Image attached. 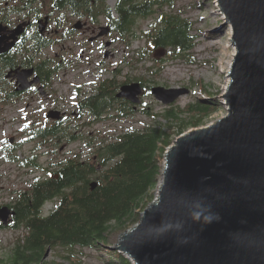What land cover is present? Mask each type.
Returning <instances> with one entry per match:
<instances>
[{
    "label": "trees",
    "instance_id": "1",
    "mask_svg": "<svg viewBox=\"0 0 264 264\" xmlns=\"http://www.w3.org/2000/svg\"><path fill=\"white\" fill-rule=\"evenodd\" d=\"M107 1L50 0L48 16L52 23L57 16V26L66 23L67 16L62 13L67 12L94 25H99L104 18L113 34L129 43L141 38L148 49L167 50L170 58H185L196 48L194 24L177 11L183 0H118L115 10L107 5ZM5 2L10 0H0V24H9L7 20L11 15L30 14L35 20L41 19L48 6L47 0H18L17 5L10 8L5 7ZM152 18L155 24L147 31L140 30L141 22ZM67 33L72 35L74 29ZM59 43V40L33 29L16 49L0 58V104L17 101L18 94L6 78L9 70L33 67L45 84L52 83L62 65L41 57L47 49ZM128 83L131 81L124 84ZM117 91L118 86L113 80L104 81L91 93L79 98L78 118L67 117L46 124L36 119L26 126L23 143L35 144L34 156L20 160L15 153L1 150L6 153L4 159L8 163H18L30 171L42 169L38 153L43 147L82 141L91 152L86 159L83 154H78L58 165L52 164L57 168L49 170L45 179H38L30 188L15 192L11 205L16 215L8 228L21 231L23 237L18 238L10 264H52L44 257L48 250L59 248L69 250L68 259H73L76 248L100 249L102 244H107L111 233L129 230L155 200L152 192L162 176L165 154L187 128L180 115L191 112V124L200 125L215 111L202 103L190 104L183 110L167 109L166 119L182 121L174 133L156 123L143 131L127 130L119 136L84 135L82 128L134 114L135 108L130 102L117 99ZM154 116L155 119L160 117ZM85 117L87 122H83ZM169 127L172 128V124ZM95 182L97 188L93 190ZM50 203L53 207L46 214L45 206ZM8 228L0 227L1 230ZM109 254L108 264H132L121 253L112 251Z\"/></svg>",
    "mask_w": 264,
    "mask_h": 264
},
{
    "label": "water",
    "instance_id": "2",
    "mask_svg": "<svg viewBox=\"0 0 264 264\" xmlns=\"http://www.w3.org/2000/svg\"><path fill=\"white\" fill-rule=\"evenodd\" d=\"M218 3L226 25L233 28L237 50L231 83L222 95L228 115L182 134L168 148L158 197L112 248L133 264H264V0ZM31 25L25 21L11 29L0 24V58L22 42ZM49 25L50 17L40 20L39 32L44 34ZM83 28L82 22L75 25ZM103 31L100 36L111 30ZM35 74V68L19 67L7 79L23 93L41 85ZM39 92L48 96L43 86ZM141 93L140 85H125L117 97L139 104ZM187 93L152 90L166 106ZM63 117L59 111L48 114L53 121ZM15 215L9 207L1 208L3 226Z\"/></svg>",
    "mask_w": 264,
    "mask_h": 264
},
{
    "label": "rangeland",
    "instance_id": "3",
    "mask_svg": "<svg viewBox=\"0 0 264 264\" xmlns=\"http://www.w3.org/2000/svg\"><path fill=\"white\" fill-rule=\"evenodd\" d=\"M113 1L108 0L107 5L114 10L118 0L116 3L114 1V5ZM47 2L44 16L49 15L51 10L50 0ZM17 3L18 0L12 3V6ZM177 11L194 24L193 35L197 38L196 48L189 53V56L178 59L170 58L167 50L148 49L147 43L141 38H136L129 43L113 32L100 36L104 28H109L104 18L99 25H94L86 19L74 18L67 12L62 13L67 16L64 19L66 23L57 26L56 16L54 22L50 24L47 36L59 40L60 43L47 49L41 57L62 65V70L49 85L51 96L44 98L40 97L41 95H28L12 104H0V208L13 204L15 192L30 188L36 180L45 179L49 175V170H56L57 166L52 167V164L58 165L78 154H83L84 159L91 156L89 148L82 141L70 145L62 143L43 147L38 153L42 169L30 171L21 168L18 163H8L4 159L6 153L1 150L15 153L20 160L34 156L35 144L23 143L24 128L33 124L36 119L43 124L52 123L53 121L47 119L48 112L52 110L66 112L71 119L78 118L79 98L91 93L104 81L113 80L118 86L117 93L121 92L125 85H140L142 93L138 96L139 104L130 103L136 109L128 118L111 119L82 128L81 132L84 135H98L100 138L119 136L127 130L143 131L149 126H155L156 123L162 124L169 132L174 133L182 121L166 119V110L171 107L183 110L190 104L197 103L209 105L215 111L209 117H205L200 125L191 124L193 121L191 112L182 113L180 118L187 125L184 133L212 125L228 115V108L222 101V95L225 94L224 86L228 79L226 63L231 60L234 62L235 58L233 57L236 49L232 42L233 28L231 25H226V17L221 13L218 0H183L179 2ZM27 20L36 21L30 14L11 15L7 20L9 24H5L13 28ZM79 22L88 24L86 28L78 31L74 29V26ZM154 24L155 20L152 18L141 22L139 28L147 31ZM37 28L38 26H35L33 29ZM72 28L74 33L69 35L67 32ZM33 29H30L27 34H31ZM128 81L131 83L124 84ZM154 88L185 90L188 93L166 106L154 97L152 94ZM162 96L163 98L172 97L168 94ZM154 114L160 117L155 119ZM83 122H87V117ZM171 124L172 128L169 127ZM11 140H14L13 144ZM162 182L163 175L152 192L155 199L158 197ZM52 207V204H47L45 212H49ZM126 232L111 233L107 244H102L100 249L76 248L72 257L74 260L68 259L71 255L70 251L63 248L48 250L44 260L52 264H108V259L111 257L109 252L113 251L112 248L117 246L121 236ZM22 237L21 231L0 229V264H10L9 259L18 238Z\"/></svg>",
    "mask_w": 264,
    "mask_h": 264
},
{
    "label": "flooded vegetation",
    "instance_id": "4",
    "mask_svg": "<svg viewBox=\"0 0 264 264\" xmlns=\"http://www.w3.org/2000/svg\"><path fill=\"white\" fill-rule=\"evenodd\" d=\"M15 1H17V0H10V2H5V7L6 8H10V7H12V3H14ZM39 20H41V19H38V20H36V21H32V23H33V25L31 26V28L30 29H33L35 26H38V22H39ZM88 22L90 23V21L88 20ZM88 24V23H87ZM18 25V24H17ZM16 25V26H17ZM8 26V25H7ZM15 26V27H16ZM87 26V25H86ZM86 26H85V28H86ZM11 28V27H10ZM14 28V27H13ZM29 29V30H30ZM49 30V29H48ZM49 34V32L47 31L46 32V34H44L43 36H47ZM27 32H26V34L22 37V40L25 38V37H27ZM37 75H39L38 73H36ZM40 76V75H39ZM41 77V76H40ZM42 79V78H41ZM13 82V81H12ZM12 85H13V88H14V92H15V94H18V97H17V101H20L21 100V98H23V97H25V96H28V95H31V96H38V95H40V93H39V87L38 86H35V87H32L31 89H29L27 92H23V93H18V92H16V84H15V82H13L12 83ZM42 85L45 87V89H46V91H47V94H48V97H50L51 95H50V90H49V85H47V84H45L44 82H43V80H42ZM41 97V96H40ZM47 97V98H48ZM16 101V102H17ZM66 116H67V113H66ZM96 158V157H95ZM94 158V159H95ZM86 161V160H85ZM94 164H96L97 165V163H95L94 162ZM9 207L13 210V207H12V205H9ZM14 211V210H13ZM14 223V221L9 225V226H11L12 224ZM2 226V223H1V221H0V227Z\"/></svg>",
    "mask_w": 264,
    "mask_h": 264
},
{
    "label": "bare ground",
    "instance_id": "5",
    "mask_svg": "<svg viewBox=\"0 0 264 264\" xmlns=\"http://www.w3.org/2000/svg\"><path fill=\"white\" fill-rule=\"evenodd\" d=\"M115 1V3H116V0H114ZM114 1H113V5H114ZM232 47H233V45H232ZM236 53H237V50L235 49L234 50V53H233V57L236 55ZM232 64H233V60H231L230 62H227L226 63V68H227V74H228V79H227V82H226V85L224 86V93H226V91H227V89H228V87H229V85H230V83H231V77H230V71H231V68H232ZM222 71H223V69H222ZM223 101V103L226 105V107H227V103H226V100H222ZM228 108V107H227ZM162 185H163V182L161 183V187H160V189L162 188ZM160 189H159V191H160Z\"/></svg>",
    "mask_w": 264,
    "mask_h": 264
}]
</instances>
